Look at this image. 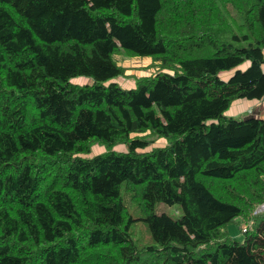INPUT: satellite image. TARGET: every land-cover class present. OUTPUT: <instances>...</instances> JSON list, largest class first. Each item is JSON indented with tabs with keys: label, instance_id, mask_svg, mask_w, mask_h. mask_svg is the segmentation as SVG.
I'll list each match as a JSON object with an SVG mask.
<instances>
[{
	"label": "trees",
	"instance_id": "obj_1",
	"mask_svg": "<svg viewBox=\"0 0 264 264\" xmlns=\"http://www.w3.org/2000/svg\"><path fill=\"white\" fill-rule=\"evenodd\" d=\"M263 64L264 0H0V264H264Z\"/></svg>",
	"mask_w": 264,
	"mask_h": 264
},
{
	"label": "rangeland",
	"instance_id": "obj_2",
	"mask_svg": "<svg viewBox=\"0 0 264 264\" xmlns=\"http://www.w3.org/2000/svg\"><path fill=\"white\" fill-rule=\"evenodd\" d=\"M115 59L118 62V64L124 67V74L120 77L114 78V80L112 81L116 82L119 86L125 89H130V88L135 87L136 81L138 78L146 77L150 75L154 76L160 72H163V73L171 72L169 69L161 68L158 64H156V62L152 60L151 57H146V58L133 57L121 51L115 55ZM246 66L247 65H244L242 66V68L244 69L246 68ZM226 75L227 74H225V76ZM221 77H224V74H222ZM71 83L82 86V85L90 84L91 79L85 78V77H77V78L72 79ZM165 145H166V141L164 139H157L156 142L152 146L144 150H139L138 152H141V153L148 152V151H151L155 147H164ZM127 149L128 148L125 144H119L113 148V150H116V151H126ZM107 150L108 149L103 145L94 144L91 147V150L85 154H82V156L85 158H91L98 154H102L106 152ZM129 198H130L129 196H125L124 198L125 199L124 201L129 211L132 213V215L135 218L142 217L137 205L134 202H132ZM259 208L263 210L262 206H260ZM155 212L158 214L165 213L174 219L180 218L183 214V210L180 205H167L163 203L156 205ZM237 221H239V219ZM237 221L229 224L227 227V231L231 237L237 238L239 240H243L244 234L241 232L240 225L238 224L239 222ZM242 227L246 228L245 225H243ZM130 231H131L132 237L136 240L139 246H147V245H152L155 243L152 239L150 230L145 221H142V220L136 221L131 226Z\"/></svg>",
	"mask_w": 264,
	"mask_h": 264
},
{
	"label": "crops",
	"instance_id": "obj_3",
	"mask_svg": "<svg viewBox=\"0 0 264 264\" xmlns=\"http://www.w3.org/2000/svg\"><path fill=\"white\" fill-rule=\"evenodd\" d=\"M264 70V64L262 66ZM225 74H227L225 76ZM232 72L224 73V79L227 80ZM226 116L237 119L246 117H264V99L262 100H247L240 99L233 103L232 107L226 112Z\"/></svg>",
	"mask_w": 264,
	"mask_h": 264
},
{
	"label": "built area",
	"instance_id": "obj_4",
	"mask_svg": "<svg viewBox=\"0 0 264 264\" xmlns=\"http://www.w3.org/2000/svg\"><path fill=\"white\" fill-rule=\"evenodd\" d=\"M262 208L264 209V206H262ZM258 210H259V211H261L262 209H261V208H259Z\"/></svg>",
	"mask_w": 264,
	"mask_h": 264
}]
</instances>
